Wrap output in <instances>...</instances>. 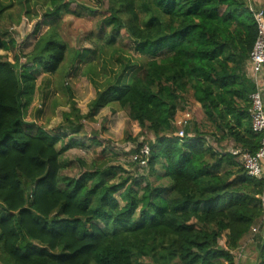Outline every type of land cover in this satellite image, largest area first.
<instances>
[{"label":"trees","instance_id":"1","mask_svg":"<svg viewBox=\"0 0 264 264\" xmlns=\"http://www.w3.org/2000/svg\"><path fill=\"white\" fill-rule=\"evenodd\" d=\"M44 1L48 28L37 35L36 24L27 52L0 34V50H13L12 60L0 54V264L239 263L236 250L262 217L264 177L246 174L237 155L216 150L205 135L251 153L260 145L249 114L255 85L244 73L256 38L246 0H95L98 9H85L100 13L103 43L80 51L58 32L62 17L80 10L70 0ZM124 38L138 60L119 53L115 44ZM108 52L119 68L100 81L97 64ZM70 54L86 62L96 91L87 112L79 113L65 85L70 110L62 124L54 131L27 124L37 74H56ZM50 79L43 80L47 90ZM188 92L207 129L185 120L180 137L174 118ZM108 106L153 135L131 151L148 144L147 174L96 159L89 167L81 162L76 176L61 174L63 153L83 145L72 138L81 120ZM259 226L246 243L254 245L253 264H264Z\"/></svg>","mask_w":264,"mask_h":264},{"label":"rangeland","instance_id":"2","mask_svg":"<svg viewBox=\"0 0 264 264\" xmlns=\"http://www.w3.org/2000/svg\"><path fill=\"white\" fill-rule=\"evenodd\" d=\"M70 2L71 8L80 10V16L65 14L58 28L61 38L68 44L69 48H71L70 50L80 51L103 43V40L97 39V35H99V19L101 18L100 13L91 14L85 9L86 7L98 9L96 1L70 0ZM2 5L5 7L0 12V34L12 37L18 47L17 51L27 52L35 41L32 37V32L36 24L39 23L37 35L42 34L48 28V24L42 23L43 12L46 9L45 1L0 0V7ZM115 45L119 48L121 55L129 56L132 60H138V58H135L138 55L133 52L132 48H129L125 38ZM0 54L6 55L10 60L13 58V50L6 52L0 50ZM21 60H24V58ZM103 60L106 61V65H103ZM93 62L97 64L96 60H93ZM85 66L86 62H81L79 59L73 61V56L70 54V56L67 55L56 74L50 76L38 73L36 82L38 88L34 94L33 101L24 113L26 123L44 128L47 131L56 130L57 126L62 124V114L70 110L65 85L70 87L74 105L79 109V113L85 114L89 102L95 97L96 93L91 81L84 74ZM102 66H104V70ZM116 68L118 69L119 65L115 54L108 52L102 55V59H99L97 64V70L100 73L97 79L99 78L100 81H103L105 77L111 74L109 70H115ZM103 71H106L105 75L102 74ZM46 77L49 79L52 77L49 90L42 87L43 80ZM186 95V107L176 113L174 118L175 126L179 130L182 128L183 122L187 120L189 122H198L201 129L206 130L205 120L202 118L199 104L192 99L190 94ZM65 126L62 127L63 132L72 134L69 129H65ZM74 134H72V138L78 135L84 145L72 146L63 153L61 159L68 162V164L61 170V174L76 176L81 170L85 169L81 162L89 167L93 159L108 166H118L120 169L122 168L121 171L147 174V169L142 170L140 164L133 162L131 151L138 142L152 140L153 135L141 129L135 121H131L127 116L126 110H120L115 106L104 107L97 112L93 119L81 120L80 131ZM91 139H96L99 145H93ZM209 144H212L217 150L220 148L219 145L214 144L213 140ZM118 167H116V172L121 173ZM148 179L152 180L154 176H149ZM118 194H116V197L119 198ZM223 241L224 238L220 241L221 244ZM253 246V243H250L248 247L245 246V249L248 248V250L244 249L242 252L241 264L244 261V252L248 256L246 259L252 262L254 258V254L251 251ZM235 260H238V254L235 256Z\"/></svg>","mask_w":264,"mask_h":264},{"label":"built area","instance_id":"3","mask_svg":"<svg viewBox=\"0 0 264 264\" xmlns=\"http://www.w3.org/2000/svg\"><path fill=\"white\" fill-rule=\"evenodd\" d=\"M246 5L251 12V15L256 24V38L253 42L251 51L249 53V67L251 76L254 82L257 81L258 74L264 71V8L261 6H255L252 0H246ZM250 100L249 114L251 128L254 132L260 134L259 148L251 153L246 149L233 148L230 150L232 154L238 156L239 161L246 174L254 178L264 177V104L261 98V92L256 86V89L248 96ZM178 136H183L184 131L180 128L177 131ZM150 155V149L147 143L142 144L138 151L132 154L133 162L140 164L143 169H147L148 158ZM260 202L262 208V217L260 223L254 225L250 229L248 238L242 243L240 248L236 251L238 258L241 257L245 248V242L247 243L260 229V224H264V184L260 194Z\"/></svg>","mask_w":264,"mask_h":264},{"label":"crops","instance_id":"4","mask_svg":"<svg viewBox=\"0 0 264 264\" xmlns=\"http://www.w3.org/2000/svg\"><path fill=\"white\" fill-rule=\"evenodd\" d=\"M252 2L254 3L255 6H261V7L264 8V0H252ZM248 62H249V58L247 59L246 64H245V67H244L245 76L254 83L255 89H256V86L259 88V90L261 92V98H262V101H263V104H264V71H262L261 73L258 74L257 81L254 82V80H253V78L251 76L250 67H249V63ZM188 94H190V92ZM174 123H175V120H174ZM73 135H75V134H73ZM77 136L75 137V140H81L82 141V139L79 136L78 137ZM209 138H211V139H209ZM212 140H213L212 137L205 135V141H206L207 144L211 143ZM213 142H214V140H213ZM214 144L220 146V148L218 149V151L225 152V151H230L231 149H233V143L231 141H229V140H223V141H221L219 143L214 142ZM83 145H78V146H83ZM210 145H212V144H210ZM245 250H248V248L245 249ZM247 257H248L247 254H245V252H244V256H243L244 261H243L242 264H253L254 259L252 260V262H249L246 259ZM236 262H239V261L236 260ZM237 264H241V263L239 262Z\"/></svg>","mask_w":264,"mask_h":264}]
</instances>
